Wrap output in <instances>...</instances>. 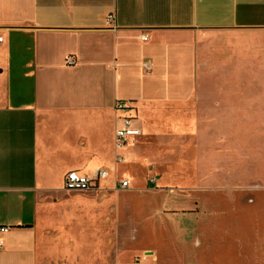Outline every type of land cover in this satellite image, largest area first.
Instances as JSON below:
<instances>
[{
  "label": "crops",
  "instance_id": "1",
  "mask_svg": "<svg viewBox=\"0 0 264 264\" xmlns=\"http://www.w3.org/2000/svg\"><path fill=\"white\" fill-rule=\"evenodd\" d=\"M0 37V264H61L96 242L53 201L69 170L229 164L189 189L223 190L264 218V0H0ZM118 100L141 129L120 162ZM44 223L57 246H42Z\"/></svg>",
  "mask_w": 264,
  "mask_h": 264
},
{
  "label": "rangeland",
  "instance_id": "2",
  "mask_svg": "<svg viewBox=\"0 0 264 264\" xmlns=\"http://www.w3.org/2000/svg\"><path fill=\"white\" fill-rule=\"evenodd\" d=\"M227 165L199 162L189 176L185 162L173 165V172L170 164L160 163L158 171L133 175L121 165L96 190L64 188L53 201L84 216L73 226L77 237L93 226L97 240L82 244L74 257L67 249L61 264H264V218L255 222L254 204L239 205L244 201L220 189H189L193 178L209 184L207 176L229 169ZM125 178L129 187L115 185ZM257 197L255 206L264 213V194ZM246 201L254 202V196ZM58 234L56 226L41 225L44 249L58 245ZM58 260L50 259L52 264Z\"/></svg>",
  "mask_w": 264,
  "mask_h": 264
},
{
  "label": "built area",
  "instance_id": "3",
  "mask_svg": "<svg viewBox=\"0 0 264 264\" xmlns=\"http://www.w3.org/2000/svg\"><path fill=\"white\" fill-rule=\"evenodd\" d=\"M111 15L107 16V22L111 21ZM142 40H146L145 35L141 36ZM2 38L0 37V41ZM71 61V58L68 59ZM115 109L122 112L119 116L120 124L115 129L114 133V146L116 151V161H124V156L120 152L128 146L132 140L141 134V129L133 125L134 119V106L132 102L128 100H118L115 103ZM108 176V170L106 168H98L90 174L79 173L76 170H69L64 175L63 185L68 190H89L94 189L98 186L101 180ZM120 187H129L130 181L128 179H122L115 183ZM9 227L1 226L0 232L8 231ZM2 246V240L0 238V248Z\"/></svg>",
  "mask_w": 264,
  "mask_h": 264
},
{
  "label": "bare ground",
  "instance_id": "4",
  "mask_svg": "<svg viewBox=\"0 0 264 264\" xmlns=\"http://www.w3.org/2000/svg\"><path fill=\"white\" fill-rule=\"evenodd\" d=\"M53 251V250H52ZM45 253V252H44Z\"/></svg>",
  "mask_w": 264,
  "mask_h": 264
}]
</instances>
